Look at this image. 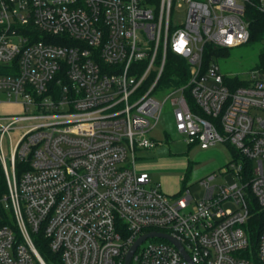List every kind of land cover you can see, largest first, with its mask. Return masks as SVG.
Segmentation results:
<instances>
[{
  "label": "built area",
  "instance_id": "obj_1",
  "mask_svg": "<svg viewBox=\"0 0 264 264\" xmlns=\"http://www.w3.org/2000/svg\"><path fill=\"white\" fill-rule=\"evenodd\" d=\"M250 5L264 12V0H0V106L24 108L0 115V264H48L40 232L63 264H124L151 231L175 237L194 264H255L248 224L264 212V67L235 85L217 61L203 62L206 45L249 41ZM169 50L187 60L190 79L161 100ZM167 101L189 146L236 151L201 181V199L189 187L166 194L137 167L138 151L159 144L152 133ZM17 129L9 167L3 141ZM17 160L28 165L20 176ZM228 172L235 183L210 185ZM256 256L264 264V220ZM134 261L190 264L160 237Z\"/></svg>",
  "mask_w": 264,
  "mask_h": 264
},
{
  "label": "rangeland",
  "instance_id": "obj_2",
  "mask_svg": "<svg viewBox=\"0 0 264 264\" xmlns=\"http://www.w3.org/2000/svg\"><path fill=\"white\" fill-rule=\"evenodd\" d=\"M182 16V14H180ZM264 49V44L247 43L229 50V55L218 60L221 72L224 75H246L258 63L259 55ZM170 89L159 86L154 96L165 99ZM172 106L166 102L163 120L153 131L154 138L160 142L157 146L148 150L138 151L137 166L141 169H150L154 184H160V189L166 194L172 195L184 187H189L196 199L205 196L206 186L201 183L211 173H219L221 167L233 159L232 150L225 143L208 149L200 146H189L187 142L177 134L170 110ZM24 114V108L17 103H7L0 106V115ZM38 121H18L16 126L32 125ZM165 133H169L166 138ZM20 134L17 129L11 132V137H5L3 148L10 167V151ZM11 169V168H10ZM237 181L235 174H219L210 183L212 186L231 185ZM226 207L235 205L228 202ZM35 236L34 238H36ZM49 264H58L48 261ZM136 264V262H132Z\"/></svg>",
  "mask_w": 264,
  "mask_h": 264
},
{
  "label": "trees",
  "instance_id": "obj_3",
  "mask_svg": "<svg viewBox=\"0 0 264 264\" xmlns=\"http://www.w3.org/2000/svg\"><path fill=\"white\" fill-rule=\"evenodd\" d=\"M247 18L249 20L250 28V39L247 43L253 44H264V12L259 10L256 6L250 5L247 10ZM246 43V44H247ZM231 48H216L212 45H206L204 49V59L203 62L205 67L208 64L215 60H218L222 57L229 55V50ZM264 67V49L259 55L258 63L255 65L256 68ZM190 79V66L185 58L180 55L175 54L171 50L168 51L167 62L165 70L162 74V77L159 82V86L170 88L173 86H183L188 83ZM225 82L228 84L242 85V81L237 75L234 79L225 75ZM187 96L189 95V90H186ZM232 150V153L235 154V149L228 145ZM28 165L20 160L16 161V174L20 176L26 169ZM8 192L7 177L5 169L0 159V199ZM264 220V212L259 214H254L250 219L248 224L251 250L252 252H247V256L251 258L255 264H261L256 256V244L259 236V232L262 227V222ZM35 244L41 255L47 261H54L58 264H63L59 254H55L50 250L48 245V240L43 236V233L40 232L35 238ZM49 264V263H48Z\"/></svg>",
  "mask_w": 264,
  "mask_h": 264
},
{
  "label": "water",
  "instance_id": "obj_4",
  "mask_svg": "<svg viewBox=\"0 0 264 264\" xmlns=\"http://www.w3.org/2000/svg\"><path fill=\"white\" fill-rule=\"evenodd\" d=\"M150 237H160V238H164V239L169 240L171 243H173L175 246H177L179 248V250L183 253V255L186 257V259L189 261L190 264H194L191 262L188 254L186 253V251L183 248L180 241H178L175 237H173L167 233L159 232V231H151V232H148V233L142 235L140 238H138L137 241L130 247V249L126 255L124 264H131L133 254L135 253L138 246L142 242H144L147 238H150Z\"/></svg>",
  "mask_w": 264,
  "mask_h": 264
},
{
  "label": "crops",
  "instance_id": "obj_5",
  "mask_svg": "<svg viewBox=\"0 0 264 264\" xmlns=\"http://www.w3.org/2000/svg\"><path fill=\"white\" fill-rule=\"evenodd\" d=\"M4 104H7V103H4ZM4 104H3V105H4ZM17 104H18V103H17ZM19 105H21V104H19ZM21 106H22V105H21ZM170 113H171V112H170ZM171 115H172V113H171ZM163 116H164V115H163ZM172 118H173V116H172ZM162 120H163V117H162L161 121H162ZM173 121H174V120H173ZM160 123H161V122H160ZM160 123H159V124H160ZM158 126H159V125H158ZM158 126H157V127H158ZM157 127H156V128H157ZM156 128H155V129H156ZM155 129H154V130H155ZM175 131H176V130H175ZM177 134H178V133H177ZM152 135H153V134H152ZM165 135H166V138H168L170 134H169V133H165ZM178 135L181 136L180 134H178ZM152 137L154 138V136H152ZM181 137H182V136H181ZM182 138H183V137H182ZM154 139H155V138H154ZM183 139H184V138H183ZM159 144H160V142H159ZM144 150L146 151V150H148V149H144ZM144 150H142V151H144ZM226 164H227V163H226ZM226 164H225V165H226ZM137 167H138V166H137ZM223 167H224V166H223ZM223 167H221V169H222ZM138 169H139V168H138ZM139 170H140V169H139ZM140 171H146V172L150 173V169H141ZM150 175H151V173H150ZM151 177H152V176H151ZM182 189H183V188H182ZM182 189H180L178 192H176V193H174V194H177V193L181 192ZM172 195H173V194H172Z\"/></svg>",
  "mask_w": 264,
  "mask_h": 264
}]
</instances>
